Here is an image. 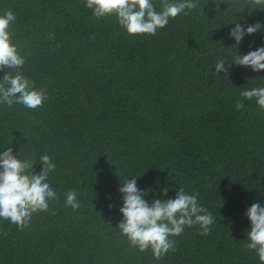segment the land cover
I'll return each mask as SVG.
<instances>
[{
	"label": "trees",
	"instance_id": "obj_1",
	"mask_svg": "<svg viewBox=\"0 0 264 264\" xmlns=\"http://www.w3.org/2000/svg\"><path fill=\"white\" fill-rule=\"evenodd\" d=\"M195 2L155 36H132L86 0H0V16L17 17L9 31L26 59L19 71L47 94L35 109L0 103V152L33 158L36 173L50 156L58 197L22 230L0 218V264H262L246 248V212L264 204V109L256 98L235 105L242 91L264 87V70L214 66L264 47V5ZM152 3L162 10V0ZM236 23L261 29L237 45ZM133 177L149 204L180 187L199 193L215 219L210 233L185 227L159 260L139 251L117 227L118 189ZM71 190L76 210L65 204Z\"/></svg>",
	"mask_w": 264,
	"mask_h": 264
},
{
	"label": "clouds",
	"instance_id": "obj_2",
	"mask_svg": "<svg viewBox=\"0 0 264 264\" xmlns=\"http://www.w3.org/2000/svg\"><path fill=\"white\" fill-rule=\"evenodd\" d=\"M252 3L260 6L264 5V0H252ZM85 7L91 9L97 19L115 15L119 25L129 35L155 36L157 30L164 28L170 18H175L185 9L197 8V3L195 0H162V10L159 12L152 0H86ZM16 18L13 11L0 16V70L10 69L0 79V103H6L9 107L14 103L22 104L26 108L35 109L41 107L47 99L46 89L37 90L34 82L19 71L26 59L12 42V33L9 31ZM260 29V23L248 26L236 23L230 30V36L239 45L245 36ZM232 63L260 72L264 70V47L249 51L243 56L237 54L231 63H226L223 59L217 60L215 73L228 74ZM240 96L243 99L236 102L237 110L244 109L243 100L253 98L264 109V87L244 90ZM40 161L42 168L36 173L33 166L37 163L33 158L19 159L13 154L12 147L0 152V218L10 220L21 230L28 227L33 213L47 211L49 200L58 199L48 183L49 174L55 170L56 165L48 155L41 156ZM122 184L118 191L123 200V206L119 209L123 219L117 227L139 251L151 248L155 259H161L170 250L175 251V241L170 237L181 235L185 227L199 225L202 229L200 234L208 235L210 226L215 223L213 214L200 204L199 193L189 194L180 187L174 199H155L149 204L143 198L147 193L137 186L136 177L125 179ZM167 192V188L163 189L164 195ZM65 204L73 210L80 207L76 191L66 193ZM246 216L251 223L246 248L255 251L264 264V204L253 203L247 209Z\"/></svg>",
	"mask_w": 264,
	"mask_h": 264
}]
</instances>
